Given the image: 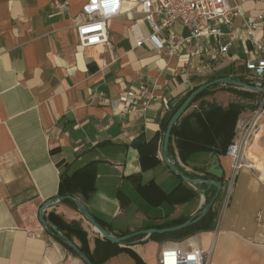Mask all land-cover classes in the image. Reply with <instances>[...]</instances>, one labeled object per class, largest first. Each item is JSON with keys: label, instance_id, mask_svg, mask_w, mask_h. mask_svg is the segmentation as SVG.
I'll use <instances>...</instances> for the list:
<instances>
[{"label": "crops", "instance_id": "crops-1", "mask_svg": "<svg viewBox=\"0 0 264 264\" xmlns=\"http://www.w3.org/2000/svg\"><path fill=\"white\" fill-rule=\"evenodd\" d=\"M234 1L245 16L264 12V0ZM81 3L0 0V264H84L37 218L41 204L59 196L60 185L116 236L187 220L209 197L172 172L161 153L165 117L209 75H193L186 52L168 56L146 42L137 46L136 33L150 34L140 12L111 19L108 44L79 46L74 23ZM232 23L239 27L242 18ZM169 29L189 32L177 22ZM209 42L216 48L214 39ZM228 55L237 59L211 60L215 77L249 82L242 42L233 41ZM139 85L150 93L144 111L122 113L119 98ZM242 90L221 83L207 88L171 131L168 158L180 173L202 175L213 155L223 169L222 189L211 214L199 220L200 230L118 244L98 235L66 200L47 208L44 218L93 264H158L159 250L173 244L211 247L210 264H264V113L228 200L218 214L214 210L231 175L233 160L225 151L236 120L257 108L254 97L264 100L263 93ZM230 104L238 109L235 121L226 111ZM199 144L212 149L201 152Z\"/></svg>", "mask_w": 264, "mask_h": 264}, {"label": "built area", "instance_id": "built-area-1", "mask_svg": "<svg viewBox=\"0 0 264 264\" xmlns=\"http://www.w3.org/2000/svg\"><path fill=\"white\" fill-rule=\"evenodd\" d=\"M80 1V18L75 21L74 27L81 47L108 44V22L122 13L140 12L150 29V34L143 36L140 32L136 33L137 46L146 42L158 53L168 56L186 52L188 69L193 75L202 77L215 74L212 61H216L219 56L236 60L235 55H228V47L233 41L239 40L246 55V80L255 86L263 85L261 77L264 75V12L257 17L245 16L240 5L234 0ZM235 17L242 18L239 27L232 23ZM176 22L188 28L187 36L178 35L169 29ZM163 30H166L165 35L161 34ZM210 38L216 43L214 49L210 48ZM149 94L144 85L127 90L118 100L122 113L141 115ZM263 113V105H260L248 117H239L236 120L234 139L225 151L233 163L231 175L223 189L222 203H226L230 196L234 177L245 163V151L256 134ZM33 234L37 235L36 232ZM211 254V247L201 249L189 246L184 249L173 244L159 250L157 263L210 264Z\"/></svg>", "mask_w": 264, "mask_h": 264}, {"label": "water", "instance_id": "water-1", "mask_svg": "<svg viewBox=\"0 0 264 264\" xmlns=\"http://www.w3.org/2000/svg\"><path fill=\"white\" fill-rule=\"evenodd\" d=\"M225 84L229 86L238 87L244 90L260 92L264 94V84L262 86H255L248 82L241 80L240 78L231 77V76H223L216 77L212 80L206 81L203 84L194 88L180 103V105L176 108V110L169 117L162 139V159L166 163V165L170 168V170L176 174H179L180 177L188 182L190 185L194 186L199 192L206 193L209 192L208 199L204 200V205L200 209L198 213L185 220L184 222L163 228H155V227H145L139 230L132 231L130 233H126L123 235H112L107 229L103 228L99 222L95 219V217L89 212L87 207L75 196L71 194L60 195L55 199H48L41 204L38 208L37 218L43 227L49 226L51 228V232L55 234L60 240L67 245L72 252L84 263V264H93V262L85 255L81 249L76 246L71 240H69L64 234H62L56 227L55 224L46 220L43 216V212L55 204L70 200L76 206L78 211L82 214V216L87 220L92 229L101 237L105 238L108 241L118 243V244H126L131 239L140 238L139 240H145L151 237L154 234L162 235L171 233L177 230H181L194 224L199 221L202 217H204L207 212L210 210L214 201L218 198L220 191L222 189V178H223V169L219 168V163L217 160V155H213L209 164V167L204 171L202 175L198 176H190L187 174L180 173L175 165L169 160L168 152H169V140L173 126L181 116V114L186 110L187 107L194 101V99L205 89L214 86L216 84ZM206 175H210L211 177H205Z\"/></svg>", "mask_w": 264, "mask_h": 264}, {"label": "trees", "instance_id": "trees-1", "mask_svg": "<svg viewBox=\"0 0 264 264\" xmlns=\"http://www.w3.org/2000/svg\"><path fill=\"white\" fill-rule=\"evenodd\" d=\"M214 78H216L215 77V75H213V76H209V77H207L206 79H205V82L206 81H209V80H212V79H214ZM204 83V82H203ZM202 83H200V84H198L197 86H199V85H201ZM217 85V84H216ZM216 85H214V86H216ZM197 86H195L194 88H196ZM193 88V89H194ZM205 92H207V89H205V90H203L195 99H194V101L196 100V99H198L200 96H202ZM189 93H190V91H189ZM188 93V94H189ZM242 94H244V95H247V96H251V95H255V93H251V92H249V91H244V90H242ZM177 107H175V108H173V110L171 111V113L170 114H168L166 117H165V120L163 121V123H162V127H161V129L162 130H164L165 129V127H166V124H167V120H168V118L171 116V114L175 111V109H176ZM237 109V107H235L234 105H229L228 106V108L226 109V111L229 113V115H231L232 116V119H233V121H235V119L237 118V112H238V109ZM220 119V118H219ZM219 123L221 124L222 122H221V120H219ZM218 130V129H217ZM217 134H218V131H217ZM217 134H216V136H217ZM199 146L202 148V149H200L199 151H201V152H207L208 150H210V149H212V148H210V147H208L207 145H205V144H199ZM169 152H170V146H169ZM59 196L60 195H66L67 193H66V191L64 190V189H62V185H60V188H59ZM66 201H68V202H70L72 205H74L73 204V202H71L70 200H66ZM75 206V205H74ZM211 209L207 212V214L202 218V220L203 219H205L207 216H209L210 214H211ZM95 217V216H94ZM95 219L99 222V224L103 227V228H105V229H107L108 230V227L100 220V219H98V218H96L95 217ZM185 220L184 219H170V220H164V221H161V222H156V223H153V224H150V225H148V227H155V228H163V227H169V226H173V225H177V224H180V223H182V222H184ZM199 222L200 221H198V222H196V223H194V224H192V225H190V226H187L186 228H183V229H181V230H177V231H174V232H171V233H167V234H162V236H169V237H171V238H182V237H186V236H189V235H191V234H193L194 232H196L197 230H200L199 228H198V224H199ZM53 223V222H52ZM54 224V223H53ZM70 229H73L75 232H81L80 231V229H77V227H73L72 225H69L68 226ZM109 231V230H108ZM156 235H158V234H154V235H152V236H156ZM59 238V237H58ZM60 239V238H59ZM131 240H133V239H131ZM65 245V244H64ZM65 247L71 252V253H73L72 252V250L67 246V245H65ZM81 251L85 254V255H87L82 249H81ZM74 254V253H73ZM87 257L89 258V256L87 255ZM90 259V258H89ZM91 260V259H90Z\"/></svg>", "mask_w": 264, "mask_h": 264}, {"label": "rangeland", "instance_id": "rangeland-1", "mask_svg": "<svg viewBox=\"0 0 264 264\" xmlns=\"http://www.w3.org/2000/svg\"><path fill=\"white\" fill-rule=\"evenodd\" d=\"M248 98V97H247ZM248 100H249V98H248ZM253 100H254V103L256 102V107H259L260 105L262 106L263 105V108H264V100L263 101H261V99L260 98H256L255 99V97L253 98ZM262 116V115H261ZM260 120H261V118H260ZM259 124H260V121H259ZM264 169V168H263ZM221 198V200L219 199L218 200V203H217V206L214 208V210H215V214H218V211H219V209H220V205H221V203H222V197H220Z\"/></svg>", "mask_w": 264, "mask_h": 264}]
</instances>
